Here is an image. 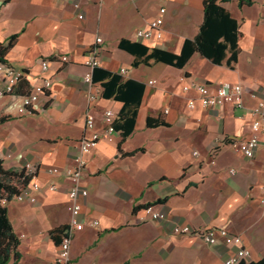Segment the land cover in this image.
Instances as JSON below:
<instances>
[{
  "label": "crops",
  "instance_id": "crops-1",
  "mask_svg": "<svg viewBox=\"0 0 264 264\" xmlns=\"http://www.w3.org/2000/svg\"><path fill=\"white\" fill-rule=\"evenodd\" d=\"M204 1L11 0L2 6L0 43L7 46L11 37H17L6 66L20 70L24 79L15 95L0 98V118L9 119L0 124V160L7 171L35 172L34 181L43 186L32 193L35 203L13 200L7 206L21 255L9 264H57L60 236L53 232L69 224V185L64 177L50 175L49 169L64 171L74 164L87 112L95 115L99 130L106 127L105 110L112 109L119 118L123 104L105 99L103 91L90 105L86 99L84 62L98 37L104 40L99 68L113 74L126 69L122 76L144 84L145 90L132 133L124 137L116 129L87 157L82 179L88 191L82 200L84 226L72 238L67 264H225L235 251L221 241L210 246L196 237L176 235V224L223 228L242 238L251 252L250 262L264 258L259 203L264 136L253 159L230 145L217 146L224 137L251 135L249 110L258 103L252 94L264 88V0H252V6L242 8L238 0L222 3L242 34L233 69L214 65L198 53L183 68L146 63L144 57L119 47L123 39L141 43L136 32L160 19L163 39L143 44L180 54L184 41L198 33ZM41 60L49 63L47 73L41 70ZM43 76L52 80L50 91L29 114L19 115L23 97L42 83ZM5 78L6 72L0 70V88ZM200 84L214 89L242 84L245 108L235 110L226 104L203 109L198 104L190 110L188 103L197 99L195 86ZM149 117L167 125L148 128ZM50 184L58 190L50 192ZM159 200L158 209L167 220L142 222L144 208ZM93 221L99 225L91 226Z\"/></svg>",
  "mask_w": 264,
  "mask_h": 264
},
{
  "label": "built area",
  "instance_id": "built-area-1",
  "mask_svg": "<svg viewBox=\"0 0 264 264\" xmlns=\"http://www.w3.org/2000/svg\"><path fill=\"white\" fill-rule=\"evenodd\" d=\"M94 1V0H88ZM160 13L164 14L165 9H160ZM83 19V16H79ZM164 36V27L160 19H155L147 24L144 29L136 32V38L145 43L148 41H160ZM104 40L101 37L96 38L95 44L89 50L87 58L84 62L88 72L84 76V81L87 84L86 99L88 104L96 101L98 95L101 93L102 88L98 86L93 80L94 70L101 66V46ZM64 62L67 61L66 57L61 58ZM41 70L47 73L49 70V63L46 60L40 61ZM0 70L6 72L5 83L0 88V98L6 95H15L16 89L24 79V74L17 69L8 68L6 65L0 64ZM120 74L125 76L126 69H122ZM150 84H155L154 81ZM52 87V80L49 77L43 76L42 83L36 86L29 94L25 95L22 104L18 109L19 115H26L31 112L34 105L38 104L41 97L50 91ZM197 92V99L190 100L188 108L194 110L199 104L203 109H219L224 105L229 104L235 110L244 109V87L242 84H222L217 88H212L207 84H200L195 86ZM187 90V89H186ZM252 97L258 100L256 107L250 109V115L253 118L251 122V135L247 138H222L217 141V146L221 144L230 145L237 152H240L248 159H253L256 151L260 145L261 137L264 136V88L257 94H252ZM167 112V111H166ZM118 120L117 114L112 110H105L103 113V121L105 128L102 130L97 127V119L92 112L86 114L85 134L78 143V154L72 166L64 171L57 168L49 169V174L52 176H62L69 185L68 189V205L67 209L70 214V221L63 234L62 242L60 244L59 256L57 264H67L70 260V251L73 236L82 230L84 224L81 219L82 200L87 198L88 191L83 188L82 179L84 172L87 168V157L91 154L92 150L103 139H109L115 133L114 124ZM216 152V149L213 151ZM194 156L198 152L193 153ZM28 176L31 181L28 186L21 191V193L14 199L16 201H29L36 202V198L32 195L33 192H40L42 185L34 181L35 172H31ZM50 192L58 190L56 184L47 186ZM259 203L263 208L264 215V185L261 187V195ZM144 217L141 221L150 220H167V216L158 209L157 205H149L144 208ZM91 226L96 227L99 225L98 221L90 223ZM173 232L180 236H192L199 238L205 244L214 246L220 241L225 245L235 249L234 253L230 255L225 264H240L241 262H250L251 252L243 245V240L240 236L231 234L223 228L207 227L204 229H197L187 225L176 224L173 227Z\"/></svg>",
  "mask_w": 264,
  "mask_h": 264
},
{
  "label": "trees",
  "instance_id": "trees-1",
  "mask_svg": "<svg viewBox=\"0 0 264 264\" xmlns=\"http://www.w3.org/2000/svg\"><path fill=\"white\" fill-rule=\"evenodd\" d=\"M11 0H0V10ZM232 0H205L203 4V21L199 26L197 35L192 40H185L180 54H174L158 48H150L143 43H131L121 40L119 47L137 57H144L146 63L153 60L165 63L177 68H183L191 57L198 53L208 59L214 65L226 64L230 69L238 62L240 54L239 42L242 34L238 21L233 18L222 3ZM239 7L252 6V0H238ZM16 36L11 37L9 44L3 46L0 43V64L6 65V56L13 47ZM93 80L100 82L105 99H114L123 104L119 118L114 124L115 130H122L123 136L128 137L134 130L138 109L141 104L145 85L134 80H126L120 74H113L101 68L94 70ZM22 82V81H21ZM6 117L0 118V124L7 122ZM159 119L149 117L148 128L166 126ZM31 181L26 170L21 172L7 171L3 168L0 160V264H9L11 261L18 262L21 258L19 252L20 240L14 233L8 216V204L23 191ZM159 200L155 204H161ZM67 226L53 233L60 236V244ZM240 264H264V258L257 262H241Z\"/></svg>",
  "mask_w": 264,
  "mask_h": 264
}]
</instances>
